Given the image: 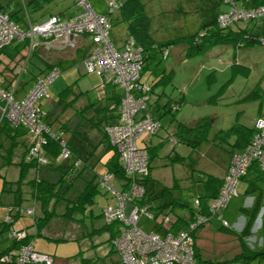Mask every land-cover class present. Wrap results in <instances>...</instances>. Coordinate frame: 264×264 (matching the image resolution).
I'll return each instance as SVG.
<instances>
[{
    "label": "rangeland",
    "instance_id": "374dc122",
    "mask_svg": "<svg viewBox=\"0 0 264 264\" xmlns=\"http://www.w3.org/2000/svg\"><path fill=\"white\" fill-rule=\"evenodd\" d=\"M93 9L97 13L107 10L111 3L119 4L122 0H88ZM145 5V11L150 16V33L154 39H170L184 36L198 30L203 22L211 20L217 11L226 10L228 5L222 0H142ZM82 5L78 0H51L43 7L32 12L33 16H37L38 20L46 19L53 13H60L62 16H70L82 10ZM117 13L113 11L110 14L111 28L109 36L117 47L122 46L123 40L128 36L126 26L123 22L117 21ZM263 18L255 20L256 26L254 32L262 34L260 22ZM233 26L240 27L246 25L243 22H234ZM248 27L253 26V22H249ZM264 26V25H263ZM183 44V43H182ZM181 43L172 45L167 56L158 53L150 63L149 69L141 70V79L150 82L162 68H173L172 79L155 85L154 90L150 93L149 108L153 107V101L159 100L162 104L167 99L183 97L182 103L178 108L171 107L162 114L163 109L155 106L154 113L159 116L160 127L155 133L143 132L136 141L138 145L144 142L156 143L157 140L164 136L173 126L172 118L191 123L192 120L201 116H210L212 125L210 135L219 128H228L236 119L239 121L252 124L255 115L258 112L261 103V111H264V44L256 43L250 47L236 45L233 43H217L212 45L206 51L193 55L185 56V48ZM70 49V48H69ZM71 50V49H70ZM26 47L22 42L7 43L0 53V67H13L15 71L20 70V55L25 53ZM45 50H42L44 53ZM38 52H34L26 68L20 74L19 87L28 88L25 81L30 80L32 73L40 71L42 58L38 56ZM74 56L73 61H64L61 64V72L48 85L47 94L40 95L37 104L41 106L46 113L44 121L56 127L63 122L69 123L77 121L74 127L76 130L70 138L73 144L79 149L81 156L86 155L90 151L98 147L97 142L102 137L100 130L89 124L86 116L87 112H79L80 107L86 102H93L103 94V86L100 83V76L95 71H86L84 65L80 61V52L71 50ZM37 60V64L34 62ZM236 60L239 63L246 64L250 68L247 73L233 70L230 63ZM70 63L69 66H67ZM153 63H155L153 65ZM32 71H31V70ZM211 72L214 75H209ZM231 78L229 86L222 93H218L219 89L228 78ZM260 91L259 95L243 98L249 91L256 87ZM71 86L67 90V95L62 94V89ZM256 90V89H255ZM164 91V94L159 95ZM70 93V94H69ZM74 100L69 105L65 102ZM217 96L216 99H213ZM159 104V105H160ZM157 109V111H155ZM85 115L81 117L80 114ZM68 136L69 134L66 133ZM26 139V136L18 138L19 142L13 149V160H19L22 154L23 145L20 140ZM96 144V145H95ZM101 147V146H99ZM171 144L164 142L157 155L152 161L151 174L155 178L154 194H157L160 188L159 183L164 180L170 181L173 175L178 176L181 167L180 163L174 165L166 163L164 155L170 149ZM174 148L182 153L187 154L190 146L185 143H176ZM102 149V147H101ZM5 151V150H3ZM2 152V145H0ZM101 154V155H100ZM99 160L94 167L85 166L82 172L77 175L72 184L65 191L64 197L60 198L55 204V213L50 216L46 223L40 228V234L36 237V247H42L43 250L52 252L54 256V264H91L97 259L96 255H105L112 246V240L109 238V231L103 229L104 224L103 210L109 204H115L117 197L106 186L99 184V190L96 193V199L93 204L86 207L84 211L75 212L73 217H67L63 214L69 201L77 196L79 191L84 187L86 180L89 179L94 172L99 175L105 173L104 160L109 155V151L100 153ZM194 156L199 158L198 166L204 172L220 174V165L228 160V154L214 143L203 141L198 150L193 152ZM74 156L67 158V161H73ZM66 160L64 162H67ZM45 167L48 169L44 174ZM38 168V170H37ZM31 167L25 177V180L35 175L45 177L50 180H56L60 176V171L50 165L40 164L39 167ZM18 165L16 162L3 165L0 163V173L10 181L18 177ZM184 171L181 172V177ZM67 176V175H66ZM72 175L68 173L67 179ZM0 178V222L4 221L8 213V201L13 199V194L7 190L1 191ZM160 181V182H159ZM182 185L190 183L186 176L181 180ZM109 184L114 189H120L121 184L112 176L108 179ZM243 182L237 185V193L230 196L226 206L222 209V217L218 213L213 215L203 227L197 231L203 232L200 237L203 256H211L215 259H225L232 256L238 249L237 240L234 235L226 233L221 229L222 219H226L229 225L235 227V222L242 215L240 206L246 204V197L242 194ZM24 190L23 206L30 205L35 207V215L38 213L37 203H33L31 195H29V185L22 184ZM107 189V191H106ZM184 195L190 198V191L184 188ZM28 197V199H27ZM251 197V196H250ZM167 197L154 199L156 204L160 200H166ZM252 201V198H251ZM251 203V202H250ZM248 203V204H250ZM133 203L127 205V212H130ZM239 211V212H238ZM35 215L24 213L14 220L11 227L21 229L29 226L30 232H36L37 228L34 224ZM253 227V235L249 236L247 242L256 250L260 248V233L256 230L258 220ZM150 221L145 217L140 218L141 224H147ZM256 230V231H255ZM4 238L0 239V249L10 242V237L4 234ZM232 235V236H231ZM200 236V235H199ZM253 236H256L255 239ZM199 239V238H198ZM114 253V252H113ZM82 255L86 260H82ZM114 255V254H113ZM111 254V257H113ZM110 257V255H108ZM115 256V255H114ZM105 260V258L103 257ZM102 260V259H101Z\"/></svg>",
    "mask_w": 264,
    "mask_h": 264
},
{
    "label": "trees",
    "instance_id": "16d2710c",
    "mask_svg": "<svg viewBox=\"0 0 264 264\" xmlns=\"http://www.w3.org/2000/svg\"><path fill=\"white\" fill-rule=\"evenodd\" d=\"M50 1L51 0H0V10L7 12L9 17L15 22L26 25L28 18L34 22L38 21V17L33 16L32 12L43 7ZM222 1L225 2L229 7L227 1ZM261 3H264V0H249L247 2L248 5H258ZM116 9L118 10L117 21H121L125 24L128 36H132L135 39L137 45L141 47L143 54L142 70L149 69L150 63L158 53H162L161 55L167 56L170 52L169 48L172 45L174 46L178 43H183L182 46L185 48V56L206 51L212 45L217 43H233L238 46L241 45L245 47H250L256 43H262L260 41L259 33L254 32V27L256 26L255 21H249L253 22V26L251 28H249L247 25L249 22L245 23L246 25L242 27L239 25L233 26L232 24L222 26L217 21V15L220 11H217L211 20L203 22L201 27L192 33H188L177 38L159 40L154 39L150 33V16L145 11V5L142 0H122ZM263 25L264 20L260 22L262 32ZM77 37L78 40L76 45L70 49L72 50V48H74V52H80L81 61L82 57L89 51L90 41L88 37L84 35V33L77 35ZM15 42H22V45L24 44L23 41ZM4 47L0 48V53ZM36 50L37 49H35L34 52H36ZM52 52L54 53L60 51H49L43 54L45 59L42 60L46 68L44 71L52 68L55 65L61 70V64L64 61L66 62L68 60H74V56H72L71 59H58L57 56L53 57V60L50 61V55ZM154 64L155 63H153V65ZM69 65L70 63L67 66ZM230 65L232 67L234 66V72L240 71L242 73H247L248 69L250 68L248 65L239 63L236 60H233ZM0 72L2 71L0 70ZM172 73L173 68H162V70L159 71L150 82H148L151 88L150 93L154 90L156 84L171 80ZM209 75L213 76L214 73L211 72ZM230 82L231 78L229 77L219 89L218 93H222L223 90L229 86ZM99 84H101V82ZM102 86L104 91L102 96H99L96 101L86 102L80 107L79 111L87 112L88 115L86 118L89 124L100 130L102 137L99 139L97 144L98 146L101 145L102 149L97 153L95 151L96 149H93L86 155L81 156L80 152L78 153L79 149L73 144L72 138H70L72 134H74L76 127L69 128L68 123L66 122L58 125L57 127L59 129L69 134L67 136V144L71 149L72 156L75 158L73 161L69 162H64L66 159L63 161H54V158L59 151V143L57 140L49 138L45 144L46 154L49 156L47 165H50L60 171V176L56 180H50L39 175H35L32 178L25 180L28 170L31 167L37 168L39 166L36 161L27 159L26 157V149L30 143L29 135L25 127L13 126L6 119H2L0 123V145H2V152H0V163L3 166L11 162H16L19 172L18 177L13 181L8 180L0 173V178L2 177L1 191L7 190L11 192L13 194V201L10 204L21 207V209L12 213L13 217L11 220H4L0 222V239L4 238V234L11 238L9 244L0 249V264H17L16 261L19 254V249L26 243H31L35 248L33 240L40 234V228L46 223L50 216L55 213L54 208L56 202L60 198L64 197L65 191L72 184L73 179L82 172L85 166L94 167V164L100 158V153L109 151V155L103 162L105 166V172L112 173L113 177L121 184L122 187L125 188L126 185H128L130 176L119 163L117 148L111 143L109 135L105 129L106 125L120 121V105L122 97L121 87L115 82H108ZM70 88L71 86L64 87L61 91L62 94L67 95L66 92ZM259 93L260 91L257 89L256 84V87L244 95L243 98H248L251 95L252 97H257ZM158 94L162 95L164 94V91ZM75 97L76 96L65 102L64 105L71 104ZM216 97L217 96H214L213 99L211 98V100L216 99ZM182 101V95L179 98L174 99L172 102L169 98L162 104L158 103L159 100L156 99L153 101L154 106L152 108H149L150 102L148 101V111H150L152 116L159 119V116L156 114V112L154 113L153 108L155 106L158 107L157 109L162 108L163 114L171 107L178 108ZM261 106L262 105L260 103L258 112L255 115L252 124H246L236 119L228 128H219L214 131L212 135H210V129L212 125V118L210 116H201L198 119L192 120L191 123H186L178 119L176 120V118L173 117L172 121L175 119V122L172 123L173 126H171L169 130L167 128V133L164 136H161V138L157 140L156 143L144 142L141 145L147 151L148 169L147 172L137 177L139 183L143 185L144 192L140 196L135 197L133 200L143 204L147 203L149 205V209L154 215H157L162 211L170 214L172 216V224L170 229L173 231L186 226L187 223L195 218L197 213L209 214V201L212 197L218 194L221 186L223 185L224 176L231 163L232 155L237 151L243 150L248 144L252 142V137L255 131V121L258 117L264 116V111L260 110ZM157 109L155 111H157ZM80 115L81 117H85L84 113ZM46 123L51 125L48 122ZM160 127H162L161 123ZM24 135L26 136V139L20 140L23 145L21 157L19 160L14 161V146L18 144V138ZM206 140L209 141V143L211 142L218 145L228 154V160L223 162V165L226 164L227 166L223 175L221 173L216 174L204 172V170L198 166L199 158L194 156L193 152L198 150L199 145ZM164 142H169L171 144L170 149L164 155L165 159L167 160L166 163L172 165L175 163H180L181 170H179L178 176L173 175L170 181H159V191L157 194H154L153 190L155 178H153L151 174L153 168L152 161L157 155H159V150ZM178 142L189 145L190 151L187 154L178 152L174 148V144ZM76 158L81 159L80 164H76ZM183 171L184 175L179 177ZM68 173L72 175L70 179H67ZM186 176L189 178L190 183L183 186L181 184V180ZM100 180L101 175H99L97 172H94L93 175L86 180L84 187L79 191L77 196L71 199L66 205V209L64 210L63 214L67 217H73L75 212L84 211L87 206L93 204L96 199V193L99 190L98 185L100 184ZM240 181H242L244 184L242 194L244 196L249 195L252 197L250 204H243L240 206V212L245 216L244 223L240 229L233 228L230 225H223L222 223L220 226L221 229L226 231V233L234 235L237 240L238 249L232 256L225 259H215L211 256H203L202 250L200 249L201 246L196 242V238H198L199 235L197 231L198 228L202 227L206 223L203 222L193 230V235L195 237V255L198 260H205L212 264H223L228 260L264 262V170L261 168L259 161L256 158L251 159V162L248 164L245 172L239 177L238 183ZM23 183H27L29 185V195H31L33 199L32 202H38L37 215H35V207L31 206L33 207V212L27 213L25 208L30 205L23 206L22 202L24 199H26L23 195ZM184 188L191 192L190 198L183 194L182 190ZM161 197L167 198L166 200H160L156 204L153 203L154 199H160ZM194 197H199L200 206L198 208L193 205ZM24 213L35 215L34 224L37 228L36 232H30L28 230L29 226H24L21 228L26 229L27 231V234L24 237L9 236V228L13 225L14 220L17 216H20ZM258 216L259 225L256 227V230L260 233V248L256 250L247 242V239L249 236L253 235V227L257 222L256 220H258ZM141 217H145L150 222L145 225L141 224ZM140 218L139 224H141L145 229L148 230L154 228L155 230L161 231V228L156 226L155 221L147 218L144 214H141ZM116 224V222L109 223L105 222L104 220L102 228L109 231L110 239H112V237L116 234ZM39 251L42 250L39 249ZM111 251L116 253L117 259L111 260L108 264H121L119 253L116 251L113 245L111 246ZM43 252L48 251L43 250ZM48 253L55 256L52 252ZM3 255L6 256V259H1ZM82 260L84 261L86 258L82 256ZM27 264L43 263L29 262ZM91 264H100V261L95 259Z\"/></svg>",
    "mask_w": 264,
    "mask_h": 264
},
{
    "label": "built area",
    "instance_id": "2783aa9c",
    "mask_svg": "<svg viewBox=\"0 0 264 264\" xmlns=\"http://www.w3.org/2000/svg\"><path fill=\"white\" fill-rule=\"evenodd\" d=\"M228 9L220 11L217 21L226 26L234 22L255 21L264 19V3L248 5L249 0H225ZM82 10L70 16L53 13L43 20L31 21L26 25L12 20L8 13L0 10V48L13 41H23L25 53L20 55V70L11 73L10 77L0 74V123L6 119L13 126H23L29 135V145L26 149L27 159L40 164H48L45 144L49 138L59 143V151L54 161H63L72 154L67 144L66 133L57 126L53 127L44 121L45 112L37 104L40 95L47 94L48 85L60 74L58 66L38 73L31 85L21 90L20 74L28 65L35 49L62 51L74 47L77 35L84 33L90 41L88 53L81 62L86 71H95L101 79V85L115 82L121 87L120 121L106 125L105 129L110 141L118 151V160L130 176L128 185L114 189L108 182L112 173L101 175L100 184L108 186L117 197L115 204H109L103 210L105 222H116V234L112 237V245L119 253L121 264H212L198 260L195 255V237L193 230L203 222H207L218 213L222 217V209L230 196L236 194L239 177L245 172L252 158L259 161L264 170V116L255 121V131L252 142L243 150L235 152L224 176L223 185L217 195L209 201V214L197 213L186 226L171 230L172 216L167 212L154 215L147 203L133 200L144 192L143 185L137 177L147 172L148 157L146 149L137 144V137L143 132L153 133L160 127L159 119L148 111L150 85L141 79L143 54L132 36H128L121 47H117L109 36L111 21L110 13L118 4L111 3L106 11L97 13L88 0H78ZM264 43V26L260 35ZM13 68V67H12ZM76 164L81 163L76 158ZM107 187V188H108ZM133 203L130 212L126 208ZM193 205L200 206L199 197H194ZM21 207L8 204L5 220H11L14 212ZM27 213L33 212L28 206ZM144 214L155 221L161 231L154 228L145 229L139 224V218ZM223 225H229L222 219ZM9 236L24 237L26 229L9 228ZM255 239V236L253 238ZM1 259H6L3 255ZM17 264L41 262L53 264L54 256L48 252L36 250L31 243H26L19 249ZM223 264H264V262H245L228 260Z\"/></svg>",
    "mask_w": 264,
    "mask_h": 264
},
{
    "label": "crops",
    "instance_id": "0c3cea01",
    "mask_svg": "<svg viewBox=\"0 0 264 264\" xmlns=\"http://www.w3.org/2000/svg\"><path fill=\"white\" fill-rule=\"evenodd\" d=\"M42 50L43 49H38V50H36L37 52H38V56H40L42 59H45V57H44V53H42ZM58 56V59H71L72 58V55H71V50L70 49H66V50H63V51H60V52H52L51 53V55H50V61L51 60H53V57H57ZM36 64H37V60H35L34 61ZM40 63H41V68H40V71H38L37 73H32V76L30 77V80H27V81H25V82H23V83H25L26 85H29V82L30 81H32V79L38 74V73H40V72H42V71H44V69H46L45 68V66H44V63H43V60L42 61H40ZM0 70L2 71V72H0V74H4L5 76L7 75V77H10V75H11V73L13 72V68L12 67H9V65H7V67H0ZM31 70V69H30ZM32 71V70H31ZM23 89H26V86H24L23 88L21 87V90H23ZM98 143V142H97ZM96 145V144H95ZM99 146H101V145H99ZM97 147L96 148V153L97 152H99L100 150H101V147ZM93 150V147H92V149L89 151L88 150V152L87 153H89V152H91ZM86 153V154H87ZM68 159H66V161H67ZM14 161H16V160H14ZM69 162V161H68ZM39 167V166H38ZM226 164L225 165H223V164H221L220 165V168H221V174L223 175V173L225 172V170H226ZM37 170H38V168H37ZM45 171H44V174L46 175V173H47V171H48V169L45 167V169H44ZM11 195H12V193H11ZM251 198L252 197H250V196H248V197H246V201H245V203L246 204H248V203H250L251 202ZM12 201H13V199H12ZM11 200H9L8 201V204H10L11 202H12ZM23 203V202H22ZM239 212V211H238ZM241 213V212H240ZM17 218V217H16ZM244 220H245V216L242 214L238 219H237V221L235 222V227H240L243 223H244ZM204 226V225H203ZM202 226V227H203ZM200 231V230H199ZM198 231V234L200 235H198V238H196V242H197V244H199L201 247H202V244H201V241H200V237H201V234L203 233H201V232H199ZM201 233V234H200ZM232 236V235H231ZM35 240H36V238L33 240L34 241V246H35V248L36 249H40V250H42L43 251V248L42 247H36V245H35ZM44 251H47V250H44ZM49 252V251H48ZM111 254L113 255V257H111ZM108 255H110V257L108 256ZM83 256V255H82ZM96 258H97V260L98 261H100V264H108L111 260H113V259H117V255H116V253L114 252H112L111 251V248L109 249V251L105 254V255H96L95 256ZM103 257L105 258V260L103 259ZM102 259V260H101ZM55 261V260H54ZM113 264H115V263H113ZM119 264V263H118Z\"/></svg>",
    "mask_w": 264,
    "mask_h": 264
},
{
    "label": "water",
    "instance_id": "95a60500",
    "mask_svg": "<svg viewBox=\"0 0 264 264\" xmlns=\"http://www.w3.org/2000/svg\"><path fill=\"white\" fill-rule=\"evenodd\" d=\"M77 123V121H74V120H72V121H70L69 123H68V127L69 128H73L74 126H75V124ZM260 216V215H259ZM259 216H258V225H259ZM257 225V226H258Z\"/></svg>",
    "mask_w": 264,
    "mask_h": 264
}]
</instances>
